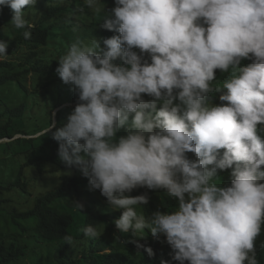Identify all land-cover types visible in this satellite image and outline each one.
<instances>
[{
	"label": "clouds",
	"instance_id": "obj_1",
	"mask_svg": "<svg viewBox=\"0 0 264 264\" xmlns=\"http://www.w3.org/2000/svg\"><path fill=\"white\" fill-rule=\"evenodd\" d=\"M36 3L0 0L26 40L34 27L26 10ZM98 3L84 0L89 9ZM100 27L114 35L78 38L56 60L77 102L65 123L57 127L53 113L38 135L51 133L60 162L120 212V233L163 237L170 260L160 264H259L264 0H114ZM8 47L0 40V61ZM159 191L175 200L172 210H138ZM81 231L100 235L91 224ZM125 243L155 255L138 239Z\"/></svg>",
	"mask_w": 264,
	"mask_h": 264
},
{
	"label": "trees",
	"instance_id": "obj_2",
	"mask_svg": "<svg viewBox=\"0 0 264 264\" xmlns=\"http://www.w3.org/2000/svg\"><path fill=\"white\" fill-rule=\"evenodd\" d=\"M71 1H73V3H68V5L55 4L50 6L43 13L41 19L30 29L31 38L26 40L22 33L19 34L9 42L7 53L10 54L14 51H18L21 47L29 48L30 52L28 59L34 60L36 58L38 60L32 66L33 71H36L39 75L44 76H53L56 74L55 68L58 66L57 61L54 63H48L44 62L43 59H38L39 54L37 50L41 46L48 45L54 34L62 32V28H60L59 25L61 26V24H64L65 21H70H68L70 13L75 11V3L78 0ZM1 10L10 11L6 7L0 9V11ZM90 30L92 29H89V31ZM103 33L104 32L102 31V34ZM100 34L101 33L98 34V38L111 37L114 35V33L110 31H106L103 36ZM85 38L86 37L84 36H79V39L81 40H86ZM11 67H13L11 62L0 61V71ZM21 76V73L6 72L0 77V139L7 137L12 138L14 132L19 129L21 122L25 121V113L27 110L26 102H20L12 105V103L17 102V97L20 99L26 98L30 93L27 86L20 79ZM223 78V75L218 71L217 79L222 80ZM45 88L46 95H50L48 92L51 90L50 87L48 86ZM59 88H61V86H59ZM218 95L219 94H217L214 98V102L217 100ZM69 97L72 98L73 102L77 101L75 95H69ZM36 99H38L37 96L34 97V100ZM58 107L59 105L56 108ZM32 119L34 118L31 116L28 117V120ZM17 122L18 126L16 125ZM57 127H60L59 124ZM45 136L37 138L40 139ZM35 138L36 137L24 139L33 141ZM19 140L21 139H17L16 141L18 142ZM54 142L56 141L51 139L45 143H29L31 144V147H29L27 151L23 152L26 154L25 157L21 152L15 154V159L20 158L30 160L22 166L16 179L12 183L8 185H0V204H17L14 198L4 196L6 193H13L14 191H19L20 194H28V196L24 197L25 203L34 201L35 205L27 211L21 212L19 209L15 208L11 212L12 220L17 227H23L22 223L35 221L38 224V228L43 236L45 245L41 247V250L34 252L30 256L29 248L20 245L18 240L8 244L0 236V264H20L27 258L30 259L31 264H160V260L157 261L156 259V254L154 256H149L143 248L138 249L133 243H125V241L138 239L141 244L153 247V241L146 230L145 237L142 239L132 237L129 234L122 239L119 230L115 228L112 216L103 211V209H86L85 226L91 224L99 231L102 225H107L110 231L115 234V243H111L108 240L105 241L103 238H100V240L90 239L91 243L89 245L86 241L88 238L85 237L83 233L79 236L72 232V227L77 221V214L73 212H62L56 208L54 204L57 201L71 197L83 200L84 185L85 183H88V181L75 169H71L73 170V175L62 176V182L59 187L49 190L48 192L38 193L34 196L32 195L33 193L30 192V189L33 186L32 184L34 182V178L31 175H28L27 169L29 167L35 166L38 174H40L36 183L38 186H40V184L48 178V175H46L47 164L51 163L55 165V167L67 169L60 162L57 150L55 153L50 155H30V150L33 152L34 148L42 147L46 143L53 144ZM8 144H10V142ZM221 179L222 182L228 181L229 177L227 173H221ZM143 191L145 190L140 189L134 191L131 195H138ZM159 192H149L151 199L146 208H141V212L143 214L149 215L150 212L155 210L157 207H159L161 211H164ZM32 196L33 198H31ZM66 237L72 238L71 244ZM262 244H264V228H262L261 235L256 241L257 259L259 264H264V247L261 246ZM105 249H109V251L102 253ZM44 251H47L46 257L43 255ZM168 251L170 252L169 247ZM167 257L168 260H170L169 255ZM172 264H177V262H172Z\"/></svg>",
	"mask_w": 264,
	"mask_h": 264
},
{
	"label": "rangeland",
	"instance_id": "obj_3",
	"mask_svg": "<svg viewBox=\"0 0 264 264\" xmlns=\"http://www.w3.org/2000/svg\"><path fill=\"white\" fill-rule=\"evenodd\" d=\"M68 3H73L71 0H37L35 9L26 10V19L32 24H36L42 17L43 13L52 5H68ZM75 11L70 13L69 22L59 25L62 28L61 33H56L51 38V41L46 46H41L37 52L39 54L38 59H43L44 62L54 63L59 56L66 53L70 44L79 38V36L86 37L83 41L89 42L93 38H98V34L102 31L104 32L102 36L106 33L107 30H104L100 27L103 17L105 15L106 9H110L114 6V0H99V3L96 8L89 9L84 4V0H78L76 3ZM83 9V10H81ZM11 12L10 11H0V40L8 41V43L23 33L24 30L15 29L11 23ZM89 29H92L89 31ZM95 31V33H94ZM100 34V35H101ZM90 36V37H89ZM30 49L29 48H20L18 51H14L9 54V57L6 61H9L13 64V67L7 68L6 70L0 71V77L8 73H21V80L27 86V89L30 91L26 98H16L15 105L17 103L26 102V118L25 121L21 122L19 129L14 132L12 138L7 137L0 139V185H8L12 183L22 166L30 159H15V154L23 153L27 151L31 144L29 143H45L50 141L51 133L46 135L43 138L40 137L38 133L42 132L43 129L48 127L51 123V118L54 115V120L56 126L59 124L61 126L66 122L67 115L75 106L77 101L72 100L69 95H74L70 90V85H65L58 78L56 74L53 76H44L39 75L36 71L32 70V66L38 61L36 58L34 60H29ZM29 70V72H28ZM224 77V76H223ZM50 87L51 90L48 92L50 95H46V88ZM61 86V88H59ZM42 90V91H41ZM37 91V92H36ZM38 93V94H37ZM37 96L38 99L34 100V97ZM75 100V99H74ZM215 103H220L217 97ZM59 105L58 108H56ZM31 116L34 119L28 120V117ZM1 119V118H0ZM18 126V122L16 124ZM1 132V130H0ZM21 132V133H19ZM34 138L33 141H28L24 138ZM17 139H21L18 142ZM10 142V144H8ZM58 149L57 142L53 144L46 143L42 147H37L33 149V152L30 150V155H50L55 153ZM24 157L26 156L23 153ZM28 155V156H30ZM191 155V154H189ZM28 175H31L34 179L33 186L30 189L32 195L40 194L42 192H48L49 190L55 189L61 185L62 176H71L73 175V170L62 169L55 167V165L49 163L47 164V173L48 178L38 186L36 185L38 181V171L35 166H31L27 169ZM87 184L84 185L83 190V200H79L76 197H71L68 199H62L57 201L54 206L61 210L62 212H73L77 214V221L72 227V232L76 235L81 236V229L85 227L86 222V209H103L106 213L112 216V219L115 221L119 218L120 212L117 210L111 209L106 203V198H104L100 192L97 190L95 192H90L87 189ZM162 199V207L164 211L172 210L171 208L175 207V200L169 198L163 191L159 192ZM4 196L8 198H14L16 203L9 204H0V236L8 243L13 241H19L20 245L26 246L29 248L30 256L41 250V247L45 245L43 236L38 228V224L35 221L22 223L23 227H17L12 220L11 212L17 208L21 212L31 209L35 203L31 201L25 203L24 197L28 196L26 193H21L19 191H14L13 193H6ZM33 196L31 198H33ZM73 200H79L84 204L83 210H79L74 207ZM25 203V204H24ZM19 204V205H18ZM141 211V208L138 209ZM116 228V227H115ZM118 230V229H117ZM99 237L96 240L103 238L105 241H110L111 243L116 242V237L113 232L110 231L107 225H102L100 230ZM146 232L151 237L154 246L152 247L155 254L157 255V261L161 258L168 260V245L163 243V237L161 240L154 238L150 232L146 229ZM131 235V233H127ZM127 234L120 233V236L126 237ZM90 245V239H86ZM109 249H105L102 253L108 252ZM44 257L47 256V251L43 253ZM170 257V256H169ZM20 264H31L30 259L27 258L23 260Z\"/></svg>",
	"mask_w": 264,
	"mask_h": 264
}]
</instances>
